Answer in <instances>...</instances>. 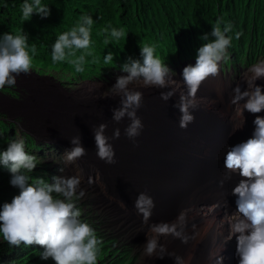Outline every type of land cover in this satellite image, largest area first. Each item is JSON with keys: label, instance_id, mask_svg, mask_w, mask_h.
Instances as JSON below:
<instances>
[{"label": "clouds", "instance_id": "clouds-1", "mask_svg": "<svg viewBox=\"0 0 264 264\" xmlns=\"http://www.w3.org/2000/svg\"><path fill=\"white\" fill-rule=\"evenodd\" d=\"M21 10L25 21L30 20L33 14L39 15L41 19L51 14L49 6L42 4L41 0H32L31 3L25 0ZM93 24V18L84 15L75 27L58 35L52 45V63L66 62L73 66L76 73L85 71V65L89 62L87 57H93L91 63H99V58L92 51ZM232 30L230 22H225L223 17L218 18L211 33L201 37L203 41H209V36L214 39L197 49L196 59L184 60H196L194 65L183 68L180 75L187 93L181 92L179 100L174 102L181 112L179 127L185 130L178 134L176 128L171 131L160 128L161 139L155 137L151 142L163 149L166 172L152 180V188H156L152 195L155 198L141 192L134 203L137 214L142 216V225L147 226L146 242L140 247L144 257L162 260L168 256L173 258L174 264H188L184 257L169 252L167 244L160 243V238L171 236L183 244L197 241L200 235L197 225L191 224V234L187 229L189 213L193 210L189 205L196 200L200 188L198 176H202L207 184L204 187L206 189H199V196L211 199L218 190H224L228 197L235 199V209L224 212L219 227L228 225L225 244L236 239L235 256L238 264H264V115H261L264 113V85L258 82L264 80V58L241 73L240 78L246 83V89L241 90L237 85L231 100L221 110L214 105H207L217 117L219 126H213V131L204 130L203 127L211 125V122L203 114L200 122L190 124L195 120L191 110L199 104L197 94L205 97L202 83L209 77H219L223 63L230 59L228 49L232 46V36L228 33ZM104 31L107 33L108 29ZM125 35L123 28H111L110 37L116 41ZM241 35L237 32L236 39ZM28 41L29 35L23 29L15 34L4 33L0 37V91L6 87L15 88L17 77L21 74L36 75L33 69L37 48L35 44L29 45ZM105 43L110 41L106 39ZM78 51L80 55H77ZM156 52L155 44L140 46L142 59L129 56L120 65L124 75L117 76L110 89L102 93L103 98L109 97V93L112 97H119L120 107L113 109V120L120 122L125 117L130 120L125 129L129 138L137 137L143 128L137 116L143 92L138 89L170 88V91L160 93L161 99L167 101L181 87L174 79L176 73ZM113 62L114 53L109 51L104 55L103 63L110 65ZM203 99L205 102L206 98ZM231 107L233 110H230ZM245 111L248 112L246 119ZM233 114L241 117L239 124L233 127V132L244 125H254V130L248 134L247 129L239 143L225 139L229 135L227 127L232 123ZM249 114L253 117L249 118ZM106 128L107 125L101 123L94 129L96 155L111 165L115 163V150L109 143L110 138L105 135ZM169 132H172L170 137ZM173 134L179 135L178 140L162 146L161 140L170 141L174 138ZM246 135L248 139L243 141ZM119 137L120 129L117 128L112 138ZM71 144V150H65L62 157L66 165L75 164L87 154L80 136L73 137ZM41 163L42 159L27 151L25 132L17 125L15 136L8 139L5 149L0 150V166L10 173V185L19 189V194L10 203L5 202L0 207V236L13 247L18 248L21 244L25 247L39 246L43 249L40 259L51 258L55 264H99L104 240L87 221L81 207V201L86 196V190L81 188V170L77 166L75 175H53L50 180L30 175ZM59 171L63 172L64 169L60 168ZM91 183L92 179L89 178ZM213 188L216 190L213 191ZM153 199H167L184 209L170 222L149 223L155 208ZM120 206L125 207L123 202H120ZM220 207L219 203H215L210 210L216 211ZM224 207L227 209V202ZM220 253L210 252L209 260L214 261V264H223L224 257Z\"/></svg>", "mask_w": 264, "mask_h": 264}, {"label": "trees", "instance_id": "trees-1", "mask_svg": "<svg viewBox=\"0 0 264 264\" xmlns=\"http://www.w3.org/2000/svg\"><path fill=\"white\" fill-rule=\"evenodd\" d=\"M24 2L0 0V37L4 33L15 34L23 29L29 35V45L35 44L37 48L33 71L67 82L100 79L121 71L120 65L129 56L142 59L140 46L144 44H155L156 54L168 66L178 61L196 59L197 49L214 39L209 36V41H203L201 37L211 33L220 17L233 26L232 32L228 33L232 36V46L228 49L230 59L223 63L225 66L246 68L264 58V0H41L51 9L50 16L41 19L33 14L28 21L23 19L21 10ZM84 15L94 20L92 51L99 58V63H91L93 57H87L89 62L85 65V71L76 73L73 66L66 62L52 63V45L58 35L75 27ZM105 28L108 29L107 33ZM111 28H123L125 37L119 41L111 38ZM237 32L242 33L239 39L235 37ZM106 39L110 43L106 44ZM109 51L114 53V62L105 65L103 58ZM80 54L78 51L77 55ZM15 133L14 124L0 117V150L7 147L8 139L13 138ZM25 139L26 148H31L33 139L26 134ZM30 175L48 180L52 176L45 163L37 165ZM10 179L7 169L0 166V207L19 194V189L10 185ZM83 204L81 202L85 218L104 240L99 264H132L134 257L127 243L100 229L91 221L95 214H90ZM42 251L35 245L10 246L0 236V264H55L51 258L40 259Z\"/></svg>", "mask_w": 264, "mask_h": 264}, {"label": "bare ground", "instance_id": "bare-ground-1", "mask_svg": "<svg viewBox=\"0 0 264 264\" xmlns=\"http://www.w3.org/2000/svg\"><path fill=\"white\" fill-rule=\"evenodd\" d=\"M174 79L181 84V87L167 101L161 99L160 93L170 91V88L138 89L143 92L142 105L137 110V116L141 119L143 128L140 130V134L134 138H129L125 133V129L130 124V120L127 117L120 122L113 120V109L120 107L119 97H112L110 93L109 97H102V93L107 92L116 79L109 82H93L89 84L91 85L90 88L84 89L83 93L77 96L71 95V98L65 97L68 99L67 103L69 107L64 108L62 106L63 109L71 111L73 110L72 104H75L80 109L79 126L82 130L83 146L87 154L77 160L76 163H82V165L80 164V167L82 166L80 174L82 176L81 184L83 185V189L91 191V194L101 202V210L115 217L124 229L129 230V224L135 223L139 227L137 235H145V238L147 226L142 225V216L137 214L134 203L141 192L155 198V196H152L156 192V188H152V180L155 177L162 176L166 172V165L162 159L164 151L151 142L155 137L161 139L160 128H165L168 131L176 128L179 130L178 134H182L185 130L179 127L181 112L175 107L176 104L174 102L175 100H179L181 92L187 93V88L183 84L182 75L175 76ZM228 82L229 78H224L221 74L216 78L209 77L202 83L201 87H204L205 97L197 94L199 104L197 108L191 110L195 117L194 122L190 123L191 125H196L200 122L203 114L211 122V125L208 124L203 127L204 130L213 131V126H219L217 117L207 105H214L221 110L223 105L231 100L233 89L237 85L240 86L241 90L247 87L246 84H241L240 82H232L233 86L229 85ZM52 88L57 94L63 91L58 86H52ZM25 97L20 102V108L24 115L28 114L27 110L30 112L38 110L39 112L57 115L54 112L57 110L56 103L61 101L59 96L46 94L41 89L39 91L30 89ZM203 98H206L205 102ZM246 114H248L247 111L244 112L245 116ZM261 115H264V113H261ZM50 119L49 116H42L38 120L30 121L29 127H35V124L38 122L45 125ZM236 119L235 121L233 117L231 119L232 123L227 127L229 135L225 139L228 142L239 143V140L247 129L246 133L248 134L254 130V125L251 123L233 132V127L237 126L240 121L239 117H236ZM101 123L107 125L105 135L110 138L109 143L112 144L115 150V163L111 165L100 160L96 155L97 147L94 139V129ZM117 128L120 129V137L113 139V133ZM46 131L48 134H51L58 130L53 125ZM173 136L174 138L170 141L161 140V145H169L172 144L173 140H178L179 135L173 134ZM246 139H248L247 135L243 138V141ZM72 147L68 145V150H71ZM89 178L92 179L91 184H89ZM198 182L200 188H204L207 184L202 176H198ZM200 188L197 190L196 200L189 205V208L193 210L189 213L190 219L187 229L188 233L191 234V224L195 223L197 225L200 233L197 241H189L188 244H183L179 239H173L169 236L166 239L161 237L160 243H166L167 248L171 246L172 250L178 255L182 254V257L187 262H190L192 254L196 259H198V256L203 255L205 262L208 253L221 252L220 254L224 257L223 264H236L238 261H236L232 249L236 245L233 241L235 238L229 241L228 245L221 248L220 245L225 243L224 237L228 234V225L224 224L222 227H219L224 212L226 210L231 212L236 207L233 197H228L224 190H218L213 198L204 199L203 196L198 195ZM214 190L216 188H213ZM153 200L155 208L152 211L149 223L170 222L176 218L181 209H184L183 207L174 205L172 201L168 202L167 199ZM120 202H123L125 207L122 208ZM225 202L228 204L227 209L224 207ZM215 203H219L221 207L216 211L210 210L211 206ZM145 238L142 237V239ZM206 262L207 264L209 263V261ZM212 263L214 264V261ZM170 264H174V262Z\"/></svg>", "mask_w": 264, "mask_h": 264}, {"label": "rangeland", "instance_id": "rangeland-1", "mask_svg": "<svg viewBox=\"0 0 264 264\" xmlns=\"http://www.w3.org/2000/svg\"><path fill=\"white\" fill-rule=\"evenodd\" d=\"M193 60L191 62L180 61L172 66H169L175 73V76H179L182 74L183 68L187 65H194ZM251 66V65H250ZM246 68L239 67L238 65H222V75L224 78H229V85L232 82H240L241 84H246L240 78L241 73L246 70ZM36 73V72H35ZM51 74H54L53 72ZM119 75H124L121 71H117L111 75H104L100 79H91L87 81H75L72 80L70 82L58 79L56 76H49L48 74H38L34 75L30 74H21L17 77V85L15 88L6 87L4 90L0 91V117L8 123L14 124V129L16 131L17 125L22 129L23 132L31 139H33L32 147L27 148L29 153L35 154L38 158L42 159V163L47 165L49 173L51 172L53 175H62V176H71L75 175L77 172V166L79 170H81L80 164L75 163L66 165L63 161V154L65 150H68V145H71V139L76 136H80L81 144L83 146V138H82V130L80 128V109L77 105L72 104L73 110H65L64 108H68L69 104L67 103V98L71 95L77 96L80 93H83L84 89H88L91 87V83L93 82H109L113 81ZM36 78V79H35ZM260 85H264V80H258ZM52 86L59 87L63 90L60 93H56L53 90ZM39 91V89L43 90L46 94L52 96H59L61 101L56 103V111L57 115H52L49 113H43L37 111H28L27 115L22 113V109L20 108V102H22L29 93V91ZM150 94V93H149ZM233 96V95H232ZM11 100V101H10ZM72 100V99H71ZM243 103V102H241ZM63 106V107H62ZM234 107V106H233ZM231 107L230 110H233ZM66 113H65V112ZM60 114V115H59ZM42 116H49L51 119L47 121L45 125L42 123L35 124V127H29V122L33 120H38V118ZM63 116V117H62ZM234 116V114H233ZM245 116V115H244ZM235 117V116H234ZM253 115L249 114V118H252ZM247 117L245 116V119ZM241 119V117H239ZM235 117V121H236ZM55 126L58 131L48 134L46 130L50 129L52 126ZM50 126V128H48ZM172 132H169L168 137L171 136ZM84 147V146H83ZM63 168L64 171L60 172L59 169ZM81 188L83 185L81 184ZM206 189V188H204ZM207 193V192H206ZM205 193V194H206ZM161 199V197H158ZM157 200V199H156ZM86 210L90 211V214H95V216L91 217V221L96 223L100 229L104 232L108 231L111 235L117 236L119 241H123L127 243L126 245L130 248V254L134 257L132 264H170L174 262L173 258L165 256L164 259H156V258H147L142 255V248H140L145 242V235L138 236L139 227L135 223H130L126 230L123 228L121 223H118V220L109 215L107 212H103L100 208L101 202L91 194V191L86 190V196L81 201ZM100 209V210H99ZM101 218V219H100ZM114 219V220H113ZM115 223V224H114ZM144 237L145 239H142ZM234 244H236V239L233 240ZM227 243H222L221 248ZM169 252H174L171 246H168ZM220 248V249H221ZM233 249V255L235 256L236 245ZM182 256V254L180 255ZM190 264H207L206 261H209L208 264H213L212 261L209 260V253L206 256V261L203 260V255L198 256V259L191 255ZM236 257V256H235ZM196 260V261H195ZM236 261L238 258L236 257ZM232 264V263H230ZM238 264V263H236Z\"/></svg>", "mask_w": 264, "mask_h": 264}, {"label": "flooded vegetation", "instance_id": "flooded-vegetation-1", "mask_svg": "<svg viewBox=\"0 0 264 264\" xmlns=\"http://www.w3.org/2000/svg\"><path fill=\"white\" fill-rule=\"evenodd\" d=\"M233 202L235 203V199H234V197H233Z\"/></svg>", "mask_w": 264, "mask_h": 264}, {"label": "water", "instance_id": "water-1", "mask_svg": "<svg viewBox=\"0 0 264 264\" xmlns=\"http://www.w3.org/2000/svg\"><path fill=\"white\" fill-rule=\"evenodd\" d=\"M185 208H188V206H186Z\"/></svg>", "mask_w": 264, "mask_h": 264}]
</instances>
